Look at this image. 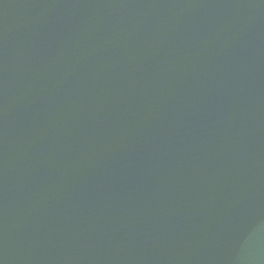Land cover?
Listing matches in <instances>:
<instances>
[{
	"label": "water",
	"instance_id": "water-1",
	"mask_svg": "<svg viewBox=\"0 0 264 264\" xmlns=\"http://www.w3.org/2000/svg\"><path fill=\"white\" fill-rule=\"evenodd\" d=\"M0 264H264V0H0Z\"/></svg>",
	"mask_w": 264,
	"mask_h": 264
}]
</instances>
